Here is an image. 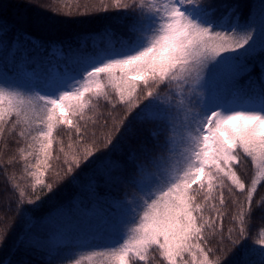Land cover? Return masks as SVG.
I'll list each match as a JSON object with an SVG mask.
<instances>
[{"label":"snow or ice","instance_id":"1","mask_svg":"<svg viewBox=\"0 0 264 264\" xmlns=\"http://www.w3.org/2000/svg\"><path fill=\"white\" fill-rule=\"evenodd\" d=\"M101 6L108 10L103 0ZM112 7L131 9V19L120 24L121 32L106 29L108 46L83 58L75 74L41 91L0 83V142L5 148L10 138L23 142L7 161L0 149L7 183L0 197L11 192L18 204L24 202L25 188L7 171L14 163L23 162L34 192L47 193L103 149L115 150L126 138L138 141L145 129L155 138L167 128L161 144L139 145L145 178H132L139 194L125 201L117 235L86 246L90 250L70 264H152L153 252L166 264H264V247L240 243L255 212L264 213V197L253 206L258 185L264 186V69L255 99L234 92L238 100L220 101L202 91L219 75L252 71L243 61L257 47L264 50V6L258 22L243 24L237 3L113 0ZM95 8L85 5V14ZM101 100L106 112L99 109ZM117 105L124 109L118 115ZM61 127L69 132L67 145L56 135ZM159 148L168 155H157ZM53 160L65 170L54 171L49 183ZM248 162L246 187L241 175H247ZM230 205L235 213L229 224L236 227L225 228ZM259 235L264 237V228Z\"/></svg>","mask_w":264,"mask_h":264},{"label":"trees","instance_id":"2","mask_svg":"<svg viewBox=\"0 0 264 264\" xmlns=\"http://www.w3.org/2000/svg\"><path fill=\"white\" fill-rule=\"evenodd\" d=\"M202 2L239 4L241 24L249 20L258 22L261 7L264 6V0ZM103 3L109 6L107 11L101 6V0H0V41L4 44L0 50V60L5 59L3 67L0 65V73H9L10 69L16 68L24 50L29 55L30 64L34 65L38 61L42 63L53 46L60 47L63 52L58 62L65 61L67 69L77 72L83 58L96 55L108 46L104 39L106 29L111 27L121 32L123 29L120 24L131 19V9H116L112 7L113 0H103ZM123 3L130 4L131 0H123ZM85 5L89 9H92L93 5L96 8L85 14ZM30 36L37 41H33ZM256 39L259 43L261 37L258 33ZM243 63L251 67L252 71L235 76H217L202 89L205 98L209 94H215L220 101L238 100L233 94L240 92L255 99L262 83L264 50L257 47ZM160 91L163 93L167 90L161 87ZM142 93L141 87V98ZM99 109L106 112L107 102L101 100ZM123 111L124 109L117 105L114 114L118 115ZM88 115L91 116L92 113ZM149 127L155 129L156 125ZM167 134L169 133L165 128L164 132L153 138L149 130L145 129L138 141L126 138L115 150L103 149L91 163L82 164L71 176L54 183L53 190L47 193L39 189L34 192L31 189V180L23 173L22 161L7 166L8 173H14L17 182L25 188L26 195L24 202L20 204L11 192L7 197H0V235L4 236L3 242L0 243V264H20L21 261H26L27 264H70L73 257L90 250L86 246L114 238L126 214L125 201L131 202L133 197L139 194L132 178H145L138 168L140 164L145 163L139 145L143 143L151 148L161 144ZM56 135L67 145L68 131L61 127L57 129ZM22 143L21 141L17 144L13 137L8 140L5 148L3 142H0V149L4 153L3 160L7 161L14 155ZM57 149L58 145L54 144V156ZM134 151L137 155L133 160L131 154ZM156 154L168 155L165 148H159ZM52 164L53 170L49 171L46 177V182L49 183H53L54 171H60L63 175L65 170L59 161L53 160ZM147 167L149 171H156L152 165ZM243 167L247 175L242 174L241 178L247 187L252 176V166L248 162ZM3 171L4 169L0 168V193L7 188ZM225 195L227 198V192ZM261 197H264V186L258 185L257 193L253 197L254 207ZM239 199L243 197L240 196ZM28 200L33 202L29 203ZM227 211L229 216L225 219V228L236 227L235 224H229L231 215L235 213L234 206L230 205ZM262 228L264 213L257 211L251 219L247 239L241 240L240 243L257 249L264 247V244L259 243L264 239L259 235ZM20 241H23V244L17 247ZM225 243L227 244V241ZM210 246L216 247L215 242ZM152 256V264H166L158 252H153Z\"/></svg>","mask_w":264,"mask_h":264},{"label":"rangeland","instance_id":"3","mask_svg":"<svg viewBox=\"0 0 264 264\" xmlns=\"http://www.w3.org/2000/svg\"><path fill=\"white\" fill-rule=\"evenodd\" d=\"M3 46V42L0 41V50ZM41 51H43V49H41ZM49 53L52 55L45 57L42 63L38 61L34 65H30L28 63L29 55L24 50L21 55L20 63L16 68L13 67V70L10 69L9 73H0V83H13L22 88H27L33 91H41L42 89H45L46 86L67 79L69 76L76 73L67 69L65 61L58 63L55 59L53 62H47V58L54 59V57H62L63 52L60 47L49 50ZM4 61L5 59L1 58V67L5 64Z\"/></svg>","mask_w":264,"mask_h":264}]
</instances>
